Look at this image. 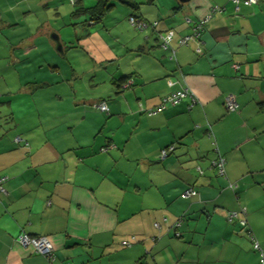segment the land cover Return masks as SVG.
Segmentation results:
<instances>
[{"label":"crops","instance_id":"0c3cea01","mask_svg":"<svg viewBox=\"0 0 264 264\" xmlns=\"http://www.w3.org/2000/svg\"><path fill=\"white\" fill-rule=\"evenodd\" d=\"M113 1L100 24L80 22L91 31L78 38L97 39L95 48H86L97 57L89 55L91 63L100 65L86 73L94 78L100 74L119 95L110 100L111 106L107 103L111 119L100 120L107 126L116 117L122 130L117 126L96 132L70 125L67 131L50 126L39 132L33 129L42 110L41 100L33 97L36 88L27 90L31 98L21 104L26 113L0 109V119L9 117L13 127L4 130L0 125V178H5L6 190L0 194V264H260L251 237L264 250V1L236 10L229 0H166L165 6L157 0H120L133 9L124 11L127 16L156 25L149 29L150 36H110L116 38L114 50L94 30L100 25L106 31L104 20L115 7ZM59 2L0 0V34L13 50L31 49L38 44L33 37H23L25 14L33 6L55 3L58 9ZM94 3L81 0L84 7ZM214 7L223 10L211 15V31L204 27L200 55L194 53V42L178 45V39L189 35L192 25ZM82 17V22L87 19ZM169 29L175 32L170 42L173 58L157 38L158 32ZM82 45L85 49L88 43ZM28 51L22 60L11 51L7 69L15 72ZM58 52L62 55L65 48ZM38 56L36 68L45 65L60 72L57 56L47 50ZM122 58L124 67L118 63ZM106 61L109 68L115 67L107 75L101 69ZM34 64L28 68L34 69ZM69 68L75 70L70 63ZM121 74L132 76L133 85L117 94L111 80ZM22 82L18 87L40 81L35 77ZM181 87L193 98L142 116ZM228 94L237 103L235 113L224 112ZM190 99L195 103L188 108ZM75 102L80 109L85 106ZM61 116L84 118L78 113ZM223 123L231 132H223ZM16 136L22 141L15 143ZM168 146L174 149L162 158L160 150ZM216 153L224 159V177L210 168ZM229 183H236L234 192L227 188ZM188 187L196 197L180 196ZM242 210L245 215L239 217L245 218L246 229L236 219H226L228 212ZM180 216V227L171 228ZM20 232L47 236L53 261L19 245L15 237Z\"/></svg>","mask_w":264,"mask_h":264},{"label":"rangeland","instance_id":"374dc122","mask_svg":"<svg viewBox=\"0 0 264 264\" xmlns=\"http://www.w3.org/2000/svg\"><path fill=\"white\" fill-rule=\"evenodd\" d=\"M87 1L93 2V0ZM157 1H159V3L162 2L164 6L167 5L165 4L166 0ZM113 3H115V7L110 11L109 14L111 15L104 20L106 31H102L100 25H97L94 28V30L97 31V33H95L96 36H103L102 39L104 40V43L111 45V48L113 45L117 44H115L116 38L110 36H137L136 34H140L139 36H150L151 33L149 32V29L138 31L132 27V24L129 22V16L124 13L126 9L132 11V8L127 7L120 0H114ZM56 5L57 4L54 3L48 6H33L31 8V12L25 14L24 18H26V20L23 27L26 30V36L23 37H33L38 45L31 46V49H26L29 50L27 53L30 54L25 58V62L18 66L19 68L16 69L15 72L7 69L6 67L7 62L11 59L10 52L14 51L16 54L20 55V60H22V58L26 56H23V52L26 50L23 52L13 50L11 46L7 44L5 36L0 34V109H5L6 112V109L12 108L17 115L26 113L27 108L21 104L24 103L25 100L31 98L28 95L27 90L36 88L33 97L41 100L42 110L40 113L41 117H39L40 122L35 121L33 129L39 132H41L43 128H48L50 126H56L59 129L67 131V127L73 125V128H77L78 130L86 129L88 131L95 130L96 132L100 130L105 132L107 128H117V126H119V120L118 118L116 119V117L109 121L107 126H102L103 124H101L100 119L104 118L103 121H108L111 117L100 113L94 109L91 104V102L97 100L100 96L105 99L107 103H109V106H111L110 100L116 99L119 96L110 91L109 88L111 86L106 80L100 79V74L94 78L91 74H88L89 72L86 73L92 68V66V71H96V65H100L98 62L91 63L89 55L96 60L97 57L94 53L87 51L86 48L88 46L95 48L96 46L94 43H96L97 39L89 38L88 36L78 38L83 34H87V31L91 30H87L88 28L80 25V22L84 19L82 16L76 18L70 17L72 6L69 4L68 0H60L59 10L56 8ZM147 6L149 5L143 4L142 8ZM112 17H119L120 21L115 22ZM233 22H235V20ZM29 23L31 26L28 27ZM212 25L213 22H210V24L205 25V28L209 27V31H211ZM53 35L57 37V41L53 40L51 37ZM42 38L45 39L43 42ZM76 38L79 40H76ZM79 42L81 45L77 47V43ZM28 43L29 41H27V45H29ZM84 43H88V45L85 46V49L84 45H82ZM61 47L65 48V53H62V55L58 52ZM44 50L51 52L53 56H57L59 59V73L54 72L52 67L47 68L45 65H43L42 68H36L37 64H34V61L39 58L38 53ZM69 63L72 68H75L73 72L70 71ZM108 63L110 62L106 61L104 66L101 68L106 75L111 69H115V67L109 68L107 66ZM118 63H121L122 67L126 65V61L123 60V58L120 59ZM32 64H34L35 67L30 70L28 66H31ZM50 65L54 64L51 62ZM35 77L36 80L47 83H53L54 80L62 82L64 83V86L54 84L52 87L37 88L33 83H30L18 87L21 83H23L22 81L25 83L28 79L33 81V78ZM59 92L65 96L59 97ZM121 99H125V97ZM8 101H11L10 106L7 104ZM75 101L76 103H81L82 101L84 103L86 102L85 106L88 108L87 117L83 116L85 106L80 109L78 108L80 106L74 105ZM74 108L78 109L75 110ZM224 112L227 113L225 110ZM63 113H78L80 117L84 118L81 120L77 117L71 121L61 116ZM142 116H145V114H142ZM33 118L35 117L33 116ZM127 122H129V120H127ZM228 123L231 125L230 122ZM0 125H2L4 130L7 128H13L9 117H4V115L0 119ZM222 126L223 132H231V129L227 127L226 123H223ZM119 127L122 130L124 126ZM130 144H132V142H130ZM121 202L122 205L127 204V197Z\"/></svg>","mask_w":264,"mask_h":264},{"label":"built area","instance_id":"2783aa9c","mask_svg":"<svg viewBox=\"0 0 264 264\" xmlns=\"http://www.w3.org/2000/svg\"><path fill=\"white\" fill-rule=\"evenodd\" d=\"M244 2L246 4H252V3H256L257 0H244ZM233 3H238V0H233ZM220 8L219 7H214L208 14L207 16L203 17L202 19H200L198 22H196L195 24H193V28H192V33L190 35L181 37L178 39V45L182 46V45H187L190 42H194L196 44L195 47V53L200 54V41L198 40V37L200 35V31L202 29V26L204 25V23H206V21L208 20V18L211 16V14L214 11H219ZM188 21V19H187ZM129 22L136 28V29H141L144 28L146 25L144 23L143 20H138L136 18L130 17L129 18ZM173 31H168L167 33L164 34H160L159 35V39H160V43H161V47L163 50H169L172 52L173 54V49L170 46V42L172 41L173 38ZM186 90L183 91H178L175 92L167 97H165L163 99V103L160 106V109L165 106L166 104H169L171 106L176 105L177 103H179V101L185 97L186 95ZM100 110H105V106L103 104H100L99 106ZM225 109L229 112L235 111L236 109V102L233 98V96L228 95L225 98ZM21 139L19 137H15L14 138V142H20ZM169 150H172V147L169 148ZM166 155V151L162 150L161 151V157H165ZM211 168H213L216 173L218 175H223L224 174V159L218 154L216 153V157L215 160H213L211 162ZM199 171V170H198ZM199 173H201V171H199ZM5 178H0V194H4L6 193V190L3 188L2 184L4 183ZM237 187L236 183H229L227 185V188L231 191H234L235 188ZM196 194V192L192 189V188H187L184 192H183V197L184 198H188L191 196H194ZM239 214L245 215V211L242 210L240 212H228L226 219L231 222L233 219H236L238 224L243 227V228H247L246 225V220L244 217L240 218ZM180 223L177 222L176 223V227H179ZM178 235V234H177ZM15 241L25 247V248H29L32 252L37 253V254H41L44 257H46L50 262L53 261V247H52V243L50 241V239L47 236H31L28 235L24 232H20L18 233V235L15 237ZM123 245H128L127 242H123ZM251 244H252V249L258 253L259 256V262L260 264H264V250L260 247V245L258 244V242L251 237ZM63 264H71V263H63Z\"/></svg>","mask_w":264,"mask_h":264},{"label":"trees","instance_id":"16d2710c","mask_svg":"<svg viewBox=\"0 0 264 264\" xmlns=\"http://www.w3.org/2000/svg\"><path fill=\"white\" fill-rule=\"evenodd\" d=\"M69 1V4L72 6V11H71V13H70V17L71 18H75V17H79V16H87V19L85 20V21H83V22H81V24H83L84 22H90V25H96V24H100L101 22H102V19H103V17L105 16V13L110 9V7H112V4L111 3H109V0H94L95 1V3L91 6V7H84L82 4H81V0H68ZM232 4H233V6L235 7V9L236 10H238L237 8H238V6H240V5H243V6H245V7H252V6H256V5H258V3L260 2V0H257V2L256 3H252V4H246L245 2H244V0H238V3H233V0H229ZM262 1H264V0H262ZM220 8V7H219ZM213 9V8H212ZM211 9V10H212ZM210 10V11H211ZM222 10H223V8H220V10L219 11H214L213 13H215V12H222ZM212 13V14H213ZM211 14V15H212ZM205 16H207V15H205ZM204 16V17H205ZM130 17H133V18H136V19H138V20H143L144 21V23H145V27L144 28H141V29H137L138 31H144V30H146V29H154L155 28V25H156V23L155 22H149V21H146L145 19H143V18H140V17H137V16H129V18ZM210 18H211V16L208 18V20L206 21V23H204V25L202 26V29H201V31H200V35H201V33L204 31V27H205V25L206 24H208V22H209V20H210ZM196 23V22H195ZM194 23V24H195ZM132 27H134L133 25H132ZM135 28V27H134ZM192 28H193V25H192ZM136 29V28H135ZM168 31H173V30H171V29H169V30H167V31H165V32H158L157 33V38H158V40H159V46H160V48L162 49V47H161V43H160V39H159V35L160 34H164V33H167ZM173 33L175 34V32L173 31ZM192 33V32H191ZM190 33V34H191ZM189 34V35H190ZM200 35H199V37H198V40L200 41ZM174 36V35H173ZM184 37V36H183ZM181 38V37H180ZM77 40V39H76ZM178 43V42H177ZM189 44V43H188ZM187 44V45H188ZM187 45H182V46H187ZM171 46V45H170ZM172 48V47H171ZM173 49V48H172ZM163 50V49H162ZM163 51H168V50H163ZM169 53H170V55H169V57L170 58H173L174 57V49H173V54H172V52L171 51H168ZM194 53H195V50H194ZM197 56H199L200 54H197V53H195ZM47 67V66H46ZM42 68V67H41ZM111 82L117 87V89H116V93L118 94V93H122V92H124V91H127V90H129L131 87H132V85H133V78H132V76H128V75H121L120 77H118L117 79H115V80H111ZM54 84H59V85H61V86H64V83H62V82H58V81H53V83H47V82H42V81H40L39 83H37V84H35L36 85V87L37 88H42V87H52ZM169 84V83H168ZM183 90H186V96L185 97H183L180 101H179V103H177L176 105H173V106H171V105H169V104H166L165 106H163L161 109H160V106L162 105V104H164L163 103V99L165 98V97H167V96H169V95H171V94H173V93H175V92H178V91H183ZM229 95V94H228ZM228 95H226V96H228ZM58 96L59 97H64L65 95H63L62 93H58ZM226 96H225V98H226ZM231 96H233V95H231ZM186 98H193V94L191 93V91L187 88V87H181V88H179V89H177V90H174V91H171V92H169L168 94H166V95H164V96H162L160 99H159V102H158V104H156L155 106H153V107H151V108H149V109H147V110H144V114L145 115H148V116H152V115H155V114H157V113H159V112H162V111H164V110H166L167 108H171V107H175V106H177V105H179L184 99H186ZM225 98H224V103H223V106H224V108H225ZM233 98H234V96H233ZM191 100V99H190ZM234 100H235V98H234ZM236 102V101H235ZM76 103V102H75ZM195 103V101H194V99L193 100H191V104L188 106V108H191L192 107V105ZM83 104H86V102L84 103L83 102ZM91 104H92V106H93V108L94 109H96L97 111H99L100 113H102V114H106L107 116H109V108H108V105H107V102H106V100L105 99H102V100H94L93 102H91ZM100 104H103L104 106H105V110H100L99 109V105ZM87 105H88V102H87ZM140 106V105H139ZM237 108H238V106H237V103H236V109H235V111H232V112H229V111H227L226 109H225V111L227 112V113H235L236 111H237ZM206 134H208V136L211 134V132H210V128H209V126H206ZM16 137H19V136H16ZM20 138V137H19ZM21 139V138H20ZM21 141H22V139H21ZM20 141V142H21ZM16 143V142H15ZM18 143V142H17ZM26 144V143H25ZM170 147H172V150H169V148ZM173 146H168L167 148H163V149H161L160 150V156H161V151L162 150H165L166 151V155L169 153V152H172L173 151ZM104 150H106V149H104V148H101V151L103 152ZM165 155V156H166ZM215 160V159H214ZM213 161V160H212ZM211 168V167H210ZM211 169H213V168H211ZM218 175V174H217ZM220 177H221V175H219ZM225 176V174H223L222 175V177H224ZM4 188V187H3ZM189 188V187H188ZM190 188H192V187H190ZM193 189V188H192ZM236 189V188H235ZM186 190V189H185ZM184 190V191H185ZM194 190V189H193ZM183 191V192H184ZM195 191V190H194ZM235 191V190H234ZM234 191H232V192H234ZM183 192H182V194H181V196L183 197ZM196 192V191H195ZM197 196V192H196V194L194 195V196H191V197H196ZM191 197H188V198H191ZM183 218H184V216H180V217H178L172 224H171V228H173V229H178L179 227H180V225L182 224V222H183ZM177 222H179L180 223V225H179V227H176L175 225H176V223ZM158 223H154V227H158ZM178 234V235H177ZM176 236H179V233L177 232L176 234H175ZM63 264V263H62Z\"/></svg>","mask_w":264,"mask_h":264},{"label":"water","instance_id":"95a60500","mask_svg":"<svg viewBox=\"0 0 264 264\" xmlns=\"http://www.w3.org/2000/svg\"><path fill=\"white\" fill-rule=\"evenodd\" d=\"M189 0H179V2H181V3H186V2H188ZM56 40V39H55Z\"/></svg>","mask_w":264,"mask_h":264}]
</instances>
